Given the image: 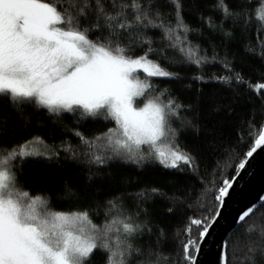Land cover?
<instances>
[{"label":"trees","instance_id":"16d2710c","mask_svg":"<svg viewBox=\"0 0 264 264\" xmlns=\"http://www.w3.org/2000/svg\"><path fill=\"white\" fill-rule=\"evenodd\" d=\"M131 2L103 0L113 16L123 12L113 25L134 21L135 10L121 7ZM138 2L149 8L155 23L162 20L175 30L171 40L163 28L135 23L113 35L105 20L91 12L81 18L79 27L88 30L90 40L106 43L111 38L134 57L147 51L149 45L143 41H151L154 51L149 59L177 74L150 78L151 95L163 91L165 102L171 99L180 106L169 126L176 132L175 144L191 154L194 163L181 164L180 169L165 168L150 158L135 164L113 156L95 139L114 127V121L83 116L80 110L53 114L33 102L14 104L4 95H0V148L40 138L36 150L51 158L16 159V187L46 198L50 210L86 211L101 227L119 219L139 226L129 238L133 248L141 250L131 258L132 264H191L184 258L183 245L190 238L198 243L203 230L192 226L188 232L191 219L211 221L219 206L215 199L219 188L225 179H233L264 126V89L259 93L254 89L264 83V25L257 19L261 0H224L232 13L227 16L218 0H181L187 33L177 29L169 0ZM177 36L182 44L173 47ZM180 47H192L195 58L204 60L197 65ZM237 74L245 83L236 81ZM76 133L94 145L85 144ZM95 155L106 162H93ZM190 251L194 256L195 250ZM226 256L227 264H264V204L228 236ZM104 261L97 251L89 264Z\"/></svg>","mask_w":264,"mask_h":264},{"label":"snow or ice","instance_id":"6c2138e0","mask_svg":"<svg viewBox=\"0 0 264 264\" xmlns=\"http://www.w3.org/2000/svg\"><path fill=\"white\" fill-rule=\"evenodd\" d=\"M169 2L175 8L177 29L187 33L181 0ZM121 7L135 10L133 22L113 25L112 21L123 18V12L113 16L103 0H0V95L7 96L14 104L33 102L53 114L80 110L83 116H102L114 121V128L95 138L103 139L113 156L138 165L150 158L170 169H180L181 164L191 166L194 157L175 144L176 132L169 126L170 117L178 114L180 106L171 99L165 102L163 91L151 95L154 88L150 78L177 75L149 59L154 51L151 41H143L149 45L147 51L134 57L111 38L106 43L90 40L88 30L79 27L81 18L91 12L105 20L113 35L116 29L126 32L135 23L163 28L166 37L173 38L175 30L162 20L157 24L150 19L149 8L138 0ZM218 7L226 16L232 14L224 0H218ZM257 19L264 25V0L257 9ZM177 44H182L178 36L172 46ZM180 51H186L197 65L204 60L195 58L196 50L192 47H180ZM141 72L144 79H140ZM219 79L230 80L228 77ZM235 79L245 83L239 74ZM254 89L259 93L264 83L255 85ZM141 98L143 106L138 107ZM76 135L85 144L95 143L81 133ZM39 139L0 148V264H89L97 251L105 256L104 264H132L131 258L141 250L133 248L129 238L137 233L139 226L119 219L101 227L92 222L86 211L50 210L46 198L33 197L16 187L13 170L16 159L51 158L47 152L36 150L34 145ZM254 143L247 157L264 145V130ZM144 146L149 149L147 154ZM92 161L106 162L100 155L93 156ZM245 164L246 161H242L238 169H244ZM231 186V181L225 179L215 199L222 204ZM251 211L246 210L240 220ZM214 219L211 218V222L209 218L191 219L186 230L191 232L192 226L202 228L199 238L203 239ZM198 247L196 240L188 239L183 245L185 260L195 264L190 249L198 250Z\"/></svg>","mask_w":264,"mask_h":264},{"label":"water","instance_id":"95a60500","mask_svg":"<svg viewBox=\"0 0 264 264\" xmlns=\"http://www.w3.org/2000/svg\"><path fill=\"white\" fill-rule=\"evenodd\" d=\"M244 161L245 168L238 169L231 180L228 195L223 198L222 204L219 202V215L216 211L208 234L198 242V250L194 253L195 264H227L228 236L264 204V145L251 157L246 156ZM248 209H252L250 215L240 220V216Z\"/></svg>","mask_w":264,"mask_h":264},{"label":"rangeland","instance_id":"374dc122","mask_svg":"<svg viewBox=\"0 0 264 264\" xmlns=\"http://www.w3.org/2000/svg\"><path fill=\"white\" fill-rule=\"evenodd\" d=\"M153 61H154V60H153ZM139 76H140V79H144V78H145V76H144V74H143L142 72L139 74ZM136 106H138V107L143 106V99H142V98L138 101V103H137ZM115 126H116V125H114V127H115ZM114 127H112V128H114ZM100 142H101V146H102L104 149H106L109 153H112L110 150H108V149L106 148V146H105V141H104L103 139H101ZM143 151H144V153H145L146 151H148V147H147V146H144Z\"/></svg>","mask_w":264,"mask_h":264}]
</instances>
